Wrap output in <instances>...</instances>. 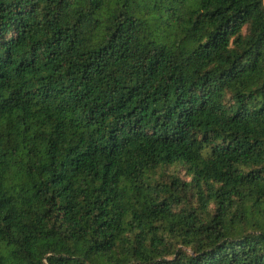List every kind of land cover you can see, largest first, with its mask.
Masks as SVG:
<instances>
[{"label": "trees", "instance_id": "1", "mask_svg": "<svg viewBox=\"0 0 264 264\" xmlns=\"http://www.w3.org/2000/svg\"><path fill=\"white\" fill-rule=\"evenodd\" d=\"M0 264H264V0H0Z\"/></svg>", "mask_w": 264, "mask_h": 264}, {"label": "rangeland", "instance_id": "2", "mask_svg": "<svg viewBox=\"0 0 264 264\" xmlns=\"http://www.w3.org/2000/svg\"><path fill=\"white\" fill-rule=\"evenodd\" d=\"M181 176H185V175H184V171L181 172Z\"/></svg>", "mask_w": 264, "mask_h": 264}]
</instances>
